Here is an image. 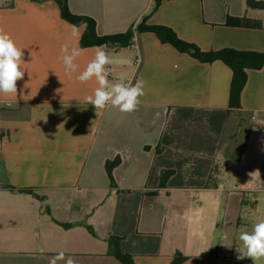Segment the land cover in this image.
Instances as JSON below:
<instances>
[{"label": "crops", "instance_id": "obj_1", "mask_svg": "<svg viewBox=\"0 0 264 264\" xmlns=\"http://www.w3.org/2000/svg\"><path fill=\"white\" fill-rule=\"evenodd\" d=\"M68 4L95 20L99 36L126 33L147 17L205 52L264 53V10L247 0H164L156 11L155 0ZM232 18L261 27L230 25ZM72 26L55 0H0V28L26 63L18 96L0 95V264H51L60 251L57 264H124L113 237L134 264H172L177 254L182 264H252L237 260L236 249L240 232L264 220V66L247 69L241 108L231 110L228 65L137 33L129 47H103L112 82L146 81L139 108L109 105L97 116L83 103L95 79H76L97 46L82 47L86 27L73 35ZM63 44L82 50L70 76L59 59ZM117 158L113 186L106 163ZM24 189L47 198L49 213Z\"/></svg>", "mask_w": 264, "mask_h": 264}, {"label": "clouds", "instance_id": "obj_2", "mask_svg": "<svg viewBox=\"0 0 264 264\" xmlns=\"http://www.w3.org/2000/svg\"><path fill=\"white\" fill-rule=\"evenodd\" d=\"M72 30L73 35H76V26H72ZM61 53L59 59L64 66L65 73L70 76L78 69L76 61L82 50L78 47L63 44ZM25 64L23 49L16 45L12 37L3 28H0V95L18 96L17 82L24 78L25 71L23 69ZM112 64L113 59L104 47L97 46L94 58L76 77L80 83L95 79L98 87L94 89L93 94L84 98L83 103L94 106L97 116L109 105L118 109L121 113H133L138 110L141 103L140 98L145 95L146 81L143 79H137L135 83L123 80L112 82L109 79ZM238 239L241 242V247L236 249L237 260L250 259L252 264L264 260V220L256 222L251 231H241ZM223 245L228 248L232 246L231 244ZM44 252L45 249L41 248L40 253L43 254ZM63 260H65V253L60 251L51 264H57V261ZM66 264H76V262L68 257Z\"/></svg>", "mask_w": 264, "mask_h": 264}, {"label": "trees", "instance_id": "obj_3", "mask_svg": "<svg viewBox=\"0 0 264 264\" xmlns=\"http://www.w3.org/2000/svg\"><path fill=\"white\" fill-rule=\"evenodd\" d=\"M61 11V16L64 20L69 22L74 26H85L86 30L81 39L82 47H92V46H106L109 49L119 50L125 47L133 45L135 35L137 33L152 32L162 43H169L178 49L180 52L188 53L192 57L196 58L202 63H212L215 61H222L228 65L233 71V80L231 86L230 94V109L236 110L241 108V95L242 91L247 83L248 75L247 69H261L264 66V53L256 52H241L234 49H223L220 51L205 52L202 51L197 45L188 43L181 40L177 34L170 28L158 25H148L147 17L136 26V28H130L126 33L112 35V36H99L96 31V22L94 19L74 14L68 4V0H55ZM164 0H155V5L153 11H156ZM247 5L250 8L264 10V2L258 0H247ZM230 25L241 26L246 28H260L261 23L258 21L249 20L246 18L235 19L232 18L229 22ZM120 158L114 161H108L106 163V170L108 176L115 186V181L113 177V170L116 166L120 164ZM169 176L168 172H163L161 179L162 184L167 180ZM24 193H28L38 198L44 203L46 211L49 213V203L47 198L38 195L35 191L31 189L21 190ZM64 227H70V224H61ZM92 231V228H89ZM110 241L114 243L115 250L114 255L122 261L124 264H134L130 257L119 251L118 245L121 241L120 238H111ZM186 261V258L177 254L172 262V264H182Z\"/></svg>", "mask_w": 264, "mask_h": 264}]
</instances>
